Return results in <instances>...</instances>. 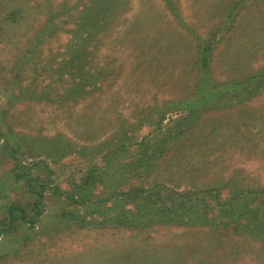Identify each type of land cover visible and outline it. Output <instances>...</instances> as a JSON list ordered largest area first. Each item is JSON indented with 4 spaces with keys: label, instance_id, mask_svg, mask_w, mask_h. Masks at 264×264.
<instances>
[{
    "label": "rangeland",
    "instance_id": "374dc122",
    "mask_svg": "<svg viewBox=\"0 0 264 264\" xmlns=\"http://www.w3.org/2000/svg\"><path fill=\"white\" fill-rule=\"evenodd\" d=\"M0 264H264V0H0Z\"/></svg>",
    "mask_w": 264,
    "mask_h": 264
},
{
    "label": "trees",
    "instance_id": "16d2710c",
    "mask_svg": "<svg viewBox=\"0 0 264 264\" xmlns=\"http://www.w3.org/2000/svg\"><path fill=\"white\" fill-rule=\"evenodd\" d=\"M12 159L14 161V167H13V170H14V175H15V178L18 180L20 178H24V181H25V185L28 187L27 191H29V193L31 194H34V196H36V200L32 203L33 205L31 206L30 208V211H32L33 213L31 214V216H28L26 215V211H25V207L26 206H29L31 203L29 204H25L23 206H21L20 204H13L11 206L8 207V223L7 225H4L3 224V228L6 229V230H10L11 227L13 226L14 222L16 221L17 219V216L15 214V212H18L20 214V218L25 220V221H31L32 222V218L30 219V217H32V215H36L37 212H38V202L39 200L41 199L42 197V192L40 190H36L35 188H33L32 186L30 185H27L29 184L28 182L31 180L28 175H25L24 173L23 174H19L17 172V168H18V165H17V159L16 157L13 155L12 156ZM142 214H139L138 216H141ZM20 220V219H19ZM4 231V230H3Z\"/></svg>",
    "mask_w": 264,
    "mask_h": 264
}]
</instances>
